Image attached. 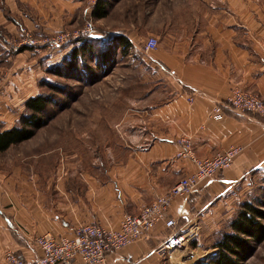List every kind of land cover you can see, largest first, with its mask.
Listing matches in <instances>:
<instances>
[{"label": "crops", "instance_id": "0c3cea01", "mask_svg": "<svg viewBox=\"0 0 264 264\" xmlns=\"http://www.w3.org/2000/svg\"><path fill=\"white\" fill-rule=\"evenodd\" d=\"M2 2L0 99L8 101L0 100V116L7 112L11 98L21 94L14 83L20 76L33 75L27 66L40 65L39 55L31 49L9 50V40H19L22 27L39 40L78 27L94 5L88 0ZM148 2L143 10L139 0H115L109 15L98 20L116 14L108 29H102L126 36L153 75L146 79L153 89L144 104L133 109L131 120L122 118L118 124L123 130L131 125L130 131H122L121 138L114 133L116 144L103 150L94 141L96 134L89 132L84 149L99 153L89 163L74 147L67 150L73 152L70 160L62 147L57 149L62 156L49 159L51 166L43 156L35 170L21 160L11 169L0 168V264L10 250L29 260L40 257L42 251L35 242L40 235L71 236L77 226L90 223L118 229L125 213H139L196 171L190 155H178L182 138L188 140L190 154L198 157L213 156L231 146L243 148L231 168L202 182L188 198H174L169 206V216L180 215L181 228L192 226L200 238L230 217L232 206L242 202L241 196L250 189L253 173L264 168V118L230 108L221 121L210 117L213 106L226 100L235 85L264 99V0ZM143 15L146 22L138 18ZM149 36L157 37L159 46L145 53L142 46ZM71 48L60 47L52 54L60 61ZM129 50L122 54L129 56ZM98 127L105 126L100 122L86 129ZM107 135L103 133V141ZM186 220L189 224L182 227ZM170 231L168 220L160 221L148 239L109 254L101 264H196L218 254L212 247L187 260V247L173 250L169 258L159 248Z\"/></svg>", "mask_w": 264, "mask_h": 264}, {"label": "rangeland", "instance_id": "374dc122", "mask_svg": "<svg viewBox=\"0 0 264 264\" xmlns=\"http://www.w3.org/2000/svg\"><path fill=\"white\" fill-rule=\"evenodd\" d=\"M139 1L140 9L146 10L147 5L149 4L148 0ZM112 2L113 5H115V0H112ZM87 4L90 5L89 2H87ZM116 17L117 15L114 14L109 19L106 18L105 20H102V22H98V20L85 15L80 20L81 23H79V26L75 28L79 30L86 25H91V32H95L97 28H105L106 30L110 25L111 19L115 20ZM138 18H141L146 22V16L143 15ZM75 28H69V31H77L74 30ZM51 35L53 34H50V36ZM146 37L147 36H145V38ZM66 46H68V44H64L62 49L66 48ZM9 50L17 51L12 46H9ZM36 53L39 55L40 65L38 64L32 67L30 65L27 66L28 72L33 71V75L20 76V81L14 83L18 86L17 89H20L17 91L21 92V94L20 96L17 95L16 97L13 96V98H11V101L8 103L9 105L7 106L8 110L5 112L4 116H0V118H2L0 121L5 122L6 125L16 123L20 115L26 111L24 99L41 92L53 94L57 101L62 102L68 100V96L65 93L71 94V98L73 96H78V98L74 101L71 99L68 103V107L59 111L56 117L45 127L39 129L32 139L17 144L11 147L8 151L0 154V168L6 167L11 169L12 166L20 163L21 160L24 165L28 163L30 170H35L36 166L38 167V165H36L38 158L40 159L43 156L48 160L53 157L57 158L58 155H63L62 151H66V153L64 152V156L69 155V159L72 160L71 155L73 152L67 151L70 147L76 148L78 151L77 154L87 163H89V159H98V152L89 153L87 152V149H84L88 146L84 139L87 138L89 132L95 133L94 141L98 144L99 148L101 146L103 150L106 146L111 147L116 144V133L119 138H121L122 131H130L131 125H127V130H123L118 127V124L122 118L123 121H127L128 119L131 120L133 109L143 105V101L146 99L148 92L153 89V85L146 81L148 76L150 78L153 77V75L149 73L148 66L141 63L142 61L139 56H135L134 54L133 57H130L118 52V49H116L114 52V62L110 63L109 61L104 64L102 69L98 68L97 74L90 76L89 78L85 76L84 79L79 73L76 76L63 77L49 73L52 65L58 64L63 60L61 58V60L58 61V59L55 58L57 55L54 56V54H52V49H44V51ZM28 63L31 64L32 62L28 61ZM52 83L54 86L56 84L61 86H55L54 88L50 85ZM0 100L5 101L6 103L8 101V99ZM7 107L5 109H7ZM54 108H57L56 104L54 105ZM100 122L101 126L105 127L86 129L87 125ZM104 132H107L108 134L106 141H103ZM129 143H131L130 140ZM62 147L64 150H57L62 149ZM51 163V160H49L47 165L51 166ZM65 163L67 164L66 159ZM40 169H42L41 165ZM249 186L250 189L241 196L243 198L242 202L245 200L255 201L258 198H264V168L259 172L255 171L253 173ZM242 202H237L232 206L230 217L223 220L215 232L213 230H208L207 233L204 232V235L201 238L199 234L197 236H192L189 241V248L185 253V259L192 260V258L187 255V253L191 251H194L195 256L198 253L199 256L205 254V250L212 248L221 234L230 231V223ZM188 222L189 220H186L182 227H186V225L189 224ZM191 227L187 226L188 229H191ZM245 264H264V242L257 247L254 255L249 258Z\"/></svg>", "mask_w": 264, "mask_h": 264}, {"label": "built area", "instance_id": "2783aa9c", "mask_svg": "<svg viewBox=\"0 0 264 264\" xmlns=\"http://www.w3.org/2000/svg\"><path fill=\"white\" fill-rule=\"evenodd\" d=\"M95 4L97 0H88ZM91 25H86L77 31L64 30L54 33L44 39H38L33 32L23 27L19 40H9L15 50L30 47L34 52L44 49L56 50L72 39H78L83 34L92 31ZM159 40L149 36L143 43L142 50L149 53L156 50ZM136 51L130 48L129 56L133 57ZM192 101V97L189 98ZM247 113L252 112L264 118V99L256 92L235 85L230 95L223 102L216 103L210 117L215 120L225 118V109ZM183 149L179 156H189L196 165V171L181 178L168 192L157 196L147 204L139 213H125L118 229H110L99 223L80 224L71 236L56 237L50 233L37 236L35 242L40 247L42 254L35 260H29L18 255L13 250L6 254L4 264H101L107 256L119 251L140 239H148L156 225L163 220H168L171 228L166 240L159 251L172 258L171 252L175 249H186L194 235V229L184 230L180 225V215L169 216L168 209L176 197L188 198L207 179L213 178L219 172L231 168L235 158L241 153V146H231L213 156L198 157L191 155L188 140H179ZM190 258H195L194 251L187 253Z\"/></svg>", "mask_w": 264, "mask_h": 264}, {"label": "trees", "instance_id": "16d2710c", "mask_svg": "<svg viewBox=\"0 0 264 264\" xmlns=\"http://www.w3.org/2000/svg\"><path fill=\"white\" fill-rule=\"evenodd\" d=\"M112 5V0H97L92 6L90 17L95 20L107 17ZM0 7L5 9L2 0ZM100 32L103 33L102 36H98L97 33ZM66 44L72 45L71 50L60 63L50 67L49 73L63 77L76 76L79 73L83 79L85 76L89 78L97 74V69H102L107 62H114L116 49L118 52L121 50V53H128L132 45L126 36L105 32L102 28H97L95 32L82 35L78 39H72ZM23 49L32 50L30 47ZM50 85L54 88L61 86L58 84L54 86L53 83ZM65 94L68 100L64 102L57 101L54 95L49 93L41 92L30 96L24 102L26 111L13 126L8 128L0 121V153L32 139L39 129L56 117L59 111L68 107L71 99L74 101L78 98V96L71 98V94ZM55 104L57 108H54ZM263 242L264 198L255 201L245 200L240 204L230 223V231L221 234L213 245V248L218 249V254L196 264H245Z\"/></svg>", "mask_w": 264, "mask_h": 264}]
</instances>
